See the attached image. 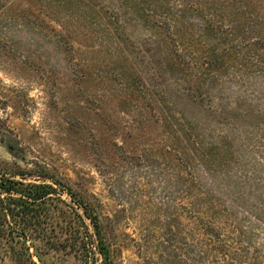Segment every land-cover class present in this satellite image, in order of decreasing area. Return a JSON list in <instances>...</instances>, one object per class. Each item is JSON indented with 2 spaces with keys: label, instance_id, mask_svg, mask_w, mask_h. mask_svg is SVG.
Returning a JSON list of instances; mask_svg holds the SVG:
<instances>
[{
  "label": "rangeland",
  "instance_id": "1",
  "mask_svg": "<svg viewBox=\"0 0 264 264\" xmlns=\"http://www.w3.org/2000/svg\"><path fill=\"white\" fill-rule=\"evenodd\" d=\"M43 171L109 264H264V0H0V177Z\"/></svg>",
  "mask_w": 264,
  "mask_h": 264
},
{
  "label": "trees",
  "instance_id": "2",
  "mask_svg": "<svg viewBox=\"0 0 264 264\" xmlns=\"http://www.w3.org/2000/svg\"><path fill=\"white\" fill-rule=\"evenodd\" d=\"M223 144L213 145L205 151L202 158L208 171L213 169L210 158L219 156V149L225 147ZM224 150L222 157L227 155ZM31 175L34 174L31 172ZM37 176L49 178L51 183L26 182L4 175L0 177V235L21 244L22 252L17 254L21 256L13 254L15 264L23 255L26 259L22 263L27 264L32 254L49 251L74 253L86 260L98 254L101 256L100 264H109L103 225L93 205L50 173L43 171ZM60 191L69 196L70 203L61 199ZM67 214V221L61 219L67 218Z\"/></svg>",
  "mask_w": 264,
  "mask_h": 264
}]
</instances>
